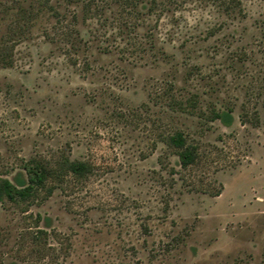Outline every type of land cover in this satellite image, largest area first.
I'll list each match as a JSON object with an SVG mask.
<instances>
[{"label": "rangeland", "instance_id": "374dc122", "mask_svg": "<svg viewBox=\"0 0 264 264\" xmlns=\"http://www.w3.org/2000/svg\"><path fill=\"white\" fill-rule=\"evenodd\" d=\"M240 2L220 21L200 1L152 18L165 54L120 48L110 17H68V30L99 35L76 67L38 25L15 42L0 68V176L60 155L92 172L29 210L51 217L62 253L34 246L26 214L0 205V264H264V0ZM165 91L195 94L196 109L166 110ZM212 107L231 123L211 121ZM175 129L195 147L187 167L164 140Z\"/></svg>", "mask_w": 264, "mask_h": 264}, {"label": "trees", "instance_id": "16d2710c", "mask_svg": "<svg viewBox=\"0 0 264 264\" xmlns=\"http://www.w3.org/2000/svg\"><path fill=\"white\" fill-rule=\"evenodd\" d=\"M190 1L210 5L216 11L219 21L220 17L234 18L242 14L240 0H11L12 4L0 9V22L7 19L5 22L8 34L5 37L0 35V68L12 66L15 42L24 38L25 33H30L37 25L49 43L59 42L58 46L63 50L70 66H77L80 53L83 54V60L88 61L89 58L84 53L90 51L89 46L94 40H98L99 35L93 31L84 35L68 30L64 23L68 17L76 19L78 15L83 21L96 18L103 20L104 24L110 17V25L115 28L110 36L112 41L119 40V47L120 44H148L150 48L156 49L158 54H165L163 42L156 39L149 23L155 18L157 24L163 15H173L183 4ZM161 97L165 100L162 106L179 115L191 114L198 104L195 94L177 97L170 94V91H165ZM209 118L211 121L219 120L227 126L231 123L232 115L230 109L212 107ZM164 140L175 149L181 167L195 162V147L187 144L186 136L181 130L175 129L167 134ZM91 172L92 165L88 161L65 155L57 156L56 159H22L12 170L10 177L0 176V205L18 208L21 214H26L24 218L31 224L26 228V233L34 246H51L53 251L62 253L66 246L60 241H53L56 232L51 217L29 210L60 188L67 181V177L82 180ZM5 260V264H20L13 256L6 257Z\"/></svg>", "mask_w": 264, "mask_h": 264}]
</instances>
